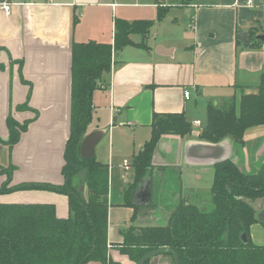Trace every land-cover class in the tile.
Returning <instances> with one entry per match:
<instances>
[{"label": "crops", "instance_id": "1", "mask_svg": "<svg viewBox=\"0 0 264 264\" xmlns=\"http://www.w3.org/2000/svg\"><path fill=\"white\" fill-rule=\"evenodd\" d=\"M13 2L17 4L12 5L9 14L0 8V139H8L9 115L20 124L31 121L10 149L0 144L4 148L0 163L14 166L9 185L63 182L61 169L71 128V44H113L116 19L153 20L146 34L132 32V44L112 51L110 71L92 93L85 135L92 130L104 132L93 156L105 166L108 177L118 139H138L139 151L150 137L153 112H183L191 127L198 126L197 130L192 128L183 137L162 135L151 155L149 174L155 169L156 175L166 168L174 171L178 175L179 203L211 208L215 166L184 161L185 144L200 140L198 134L206 119L203 125L198 118L189 119L188 113L195 108L206 114L209 104L218 106L221 102L225 107L234 101L238 108L242 94L258 91L264 72V40L258 38L264 34V0H252L249 5L245 0H180L177 5L182 14L172 15L164 0ZM160 8L165 14L157 20ZM242 32L247 34L246 41L239 38ZM185 91L189 92L188 98ZM24 103L29 109H18ZM243 138V146L233 147L230 159L241 171L256 172L264 163V125L249 128ZM105 146L107 159L102 155ZM131 166L132 180L117 201H112L108 189L109 243L122 242L131 226L137 232L142 227L166 226L178 202L169 191L172 204L153 203L151 178L150 203L134 204L136 185L144 175L135 182L133 162ZM129 168L125 163L124 169ZM5 178L0 174V185ZM78 183L76 179V186ZM132 185V205L128 206L126 194ZM82 193L86 194L84 185ZM0 202L52 203L58 217L68 215V197L50 190L0 193ZM108 255L120 264H136L120 253L117 245L108 246ZM155 264L174 262L171 254L165 253L156 257Z\"/></svg>", "mask_w": 264, "mask_h": 264}, {"label": "trees", "instance_id": "2", "mask_svg": "<svg viewBox=\"0 0 264 264\" xmlns=\"http://www.w3.org/2000/svg\"><path fill=\"white\" fill-rule=\"evenodd\" d=\"M164 14V9H158L156 19ZM153 24V20L116 19L113 44H71V128L61 169L63 182L9 185L14 166L0 163V174L6 175L0 193L23 189L63 193L68 197V215L58 217L52 203L0 202V264H120L108 255L110 245H117L133 263L146 252L167 246L178 254L180 264H264V245L253 243L249 235L252 225L260 223L264 227V205L261 211L255 205L258 201L264 204V163L250 173L241 171L232 160L215 165L211 208L203 210L181 203L166 226L142 227L139 232L131 226L122 242H108L107 170L94 156L81 158L79 146L91 118L92 93L110 71L112 51L132 44L130 33L146 34ZM18 109L29 108L24 103ZM30 121L20 124L9 115V136L6 141L0 139V144L10 149ZM260 125H264V72L258 91L242 94L238 108L234 101L225 107L209 104L198 137L212 143L229 137L234 148H239L246 130ZM191 130L183 112H153L150 137L133 157L135 182L144 175L162 135L183 137ZM84 168L86 179L82 180L78 172ZM76 179L86 187V194H79ZM132 191L133 185L125 205H132ZM243 232L247 242L240 238Z\"/></svg>", "mask_w": 264, "mask_h": 264}, {"label": "water", "instance_id": "3", "mask_svg": "<svg viewBox=\"0 0 264 264\" xmlns=\"http://www.w3.org/2000/svg\"><path fill=\"white\" fill-rule=\"evenodd\" d=\"M246 32L239 34V38L246 41ZM259 39L264 40V34L258 36ZM102 130H92L88 132L81 140L79 146V155L81 158H89L94 155V148L103 135ZM234 147L229 137L223 140L212 143L208 141L198 140L185 144L184 147V161L190 165H217L230 159L232 148ZM4 148L0 146V152H3ZM239 168V167H238ZM151 167L146 169L144 176L136 185L134 192V204L140 206H146L150 203V180L151 173L149 174ZM81 179H86V169H82L78 172ZM83 185L79 180L77 191L82 195ZM243 242L248 241V237L245 232L240 235ZM171 254L174 264H180L178 254L167 246H161L159 248L146 252L136 264H145L149 259H153L151 264L156 263V257L162 254Z\"/></svg>", "mask_w": 264, "mask_h": 264}, {"label": "rangeland", "instance_id": "4", "mask_svg": "<svg viewBox=\"0 0 264 264\" xmlns=\"http://www.w3.org/2000/svg\"><path fill=\"white\" fill-rule=\"evenodd\" d=\"M117 1H123L126 2L127 0H117ZM169 7L170 14L177 12L179 14H182V8L179 7L177 4L180 0H164ZM134 8H129L128 10H133ZM80 11V10H79ZM229 98H226L224 100H228ZM219 107L223 106V102L219 103ZM189 119H195L198 118L202 121L203 125L205 123L206 114L202 111H198L195 108H192L189 110ZM202 125V126H203ZM204 127V126H203ZM192 128L194 130H197L198 126L192 125ZM119 144L115 145V154L110 161L112 165L109 166L110 170L108 173V189H110V193L112 192V201H117L118 198H120V193L124 191V189L127 188L128 182L132 180L133 177V168H132V162H133V153L138 151V147L141 142H139L138 139L129 137L127 138H120L118 139ZM123 143V144H122ZM102 143L99 145L98 149L102 148ZM106 146L103 149L102 155H104V159H107L106 157ZM127 163L130 165V168L125 170L124 164ZM112 168V170H111ZM111 171V173H110ZM171 177V186H170V192L173 195H175V198L178 196L179 187H177L178 177L176 173L173 171L170 173ZM79 184V183H78ZM77 184V186H78ZM82 184V182H81ZM261 201L255 202V205L257 206V209L260 211L262 210L263 204H259ZM259 211V212H260ZM249 235L252 237V240L255 244L264 245V228L261 225L254 224L251 226V230H249ZM160 263V262H159Z\"/></svg>", "mask_w": 264, "mask_h": 264}, {"label": "flooded vegetation", "instance_id": "5", "mask_svg": "<svg viewBox=\"0 0 264 264\" xmlns=\"http://www.w3.org/2000/svg\"><path fill=\"white\" fill-rule=\"evenodd\" d=\"M164 170V171H163ZM160 172H157L156 175V169L154 170V174L153 172L151 173V178H152V201L153 203H158L159 205H167V204H172L170 203V186L169 183L171 181V177H170V173L169 169H163ZM178 176V175H177ZM169 193V194H168ZM176 200L178 202H176V207L180 206L181 203L180 202V195L178 192V196L176 197ZM204 202V200L202 201V203ZM210 205L211 203V194H210V201H209ZM264 205V204H263ZM203 210H207V206L203 205L201 207ZM264 208V207H263Z\"/></svg>", "mask_w": 264, "mask_h": 264}, {"label": "built area", "instance_id": "6", "mask_svg": "<svg viewBox=\"0 0 264 264\" xmlns=\"http://www.w3.org/2000/svg\"><path fill=\"white\" fill-rule=\"evenodd\" d=\"M246 3L249 5V4H252V0H245ZM13 4H17L16 2H13V0H5L3 2L0 3V8L6 13V14H9L11 12V7ZM184 96L186 98H188L189 96V92L188 91H185L184 92ZM194 124H199V121L196 120L194 121ZM127 167V166H126Z\"/></svg>", "mask_w": 264, "mask_h": 264}]
</instances>
